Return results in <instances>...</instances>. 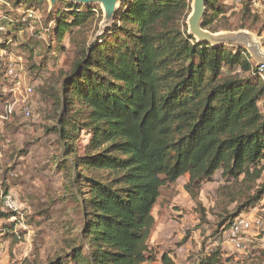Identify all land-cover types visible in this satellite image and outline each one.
Here are the masks:
<instances>
[{"label": "trees", "instance_id": "16d2710c", "mask_svg": "<svg viewBox=\"0 0 264 264\" xmlns=\"http://www.w3.org/2000/svg\"><path fill=\"white\" fill-rule=\"evenodd\" d=\"M191 3L124 2L114 27L92 43L62 82L81 106L90 134L84 154L73 158L65 139L70 132L62 128L60 136L64 159L72 161V183L88 189L82 198L84 244L72 246L67 257L74 264H176L168 251L157 258L150 245L164 186L188 175L185 189L194 196L217 174L234 182L261 177L264 79L243 50L189 34ZM68 5L52 20L58 39L95 15L90 7ZM228 7L209 0L203 27L217 32V17ZM263 193L264 186L247 205ZM219 254L213 249L199 264H224Z\"/></svg>", "mask_w": 264, "mask_h": 264}, {"label": "rangeland", "instance_id": "374dc122", "mask_svg": "<svg viewBox=\"0 0 264 264\" xmlns=\"http://www.w3.org/2000/svg\"><path fill=\"white\" fill-rule=\"evenodd\" d=\"M218 1L229 7L217 17V32L246 30L264 49V0L249 9L248 0ZM29 2L39 7L38 23L33 30L13 28L12 33L18 36V45L13 49L24 58L26 75L34 86L29 98L31 118L20 115V99L5 97L8 82L5 65L0 61V114L6 113L10 104L14 108L12 119L4 122L0 133V264H44L54 258H64L62 264H74L67 257L72 246L84 244L80 234L84 227L82 198L88 189L72 183V161L64 159L66 152L60 136L62 128L70 132L65 139L70 143L68 155L73 158L84 154L90 134L83 128L85 120L78 111L81 106L70 99V89L65 93L62 82L76 63L85 59L92 43L109 33L117 18L113 23L106 22L101 4H78L84 10L90 7L95 15L58 39L52 20L59 18V9L77 3L58 0L50 12L49 0ZM222 26L230 29L223 30ZM223 46L243 50L245 58L257 67V59L245 45ZM260 105L264 111V99ZM59 163L63 168L57 169ZM260 167L263 171L256 181L242 182V177L226 181L217 174L213 181L205 180L194 196L185 189L188 175L164 186L154 208L156 225L150 238L157 258L168 251L176 264H199L211 250L219 249L224 264H264L262 244H247L238 251L222 236L224 224L238 215L239 208L240 214L264 217V193L247 205V199L264 186V160ZM6 193L13 195L19 208V213L10 219L3 215L9 213L2 200ZM82 248L86 253L87 248Z\"/></svg>", "mask_w": 264, "mask_h": 264}, {"label": "built area", "instance_id": "2783aa9c", "mask_svg": "<svg viewBox=\"0 0 264 264\" xmlns=\"http://www.w3.org/2000/svg\"><path fill=\"white\" fill-rule=\"evenodd\" d=\"M240 3L246 0H236ZM260 0H249L251 7H258ZM41 15L39 7L25 0H0V61L5 65V79L8 82L5 97L20 99V115L31 118L32 110L29 98L34 94V86L26 75L24 58L17 55L13 47L17 44V33H12L17 26L34 29ZM14 24V26H13ZM17 30V29H16ZM264 79V65L257 67ZM12 104L7 112L0 114V133L5 121H10L13 115ZM4 207L12 213V218L19 213L17 202L12 194H2ZM222 236L227 245L240 251L247 244L258 242L264 246V217L259 214L247 216L240 214L222 229Z\"/></svg>", "mask_w": 264, "mask_h": 264}, {"label": "water", "instance_id": "95a60500", "mask_svg": "<svg viewBox=\"0 0 264 264\" xmlns=\"http://www.w3.org/2000/svg\"><path fill=\"white\" fill-rule=\"evenodd\" d=\"M30 1V0H25ZM58 0H49V11L51 12L56 2ZM70 2L77 3L79 5H89L93 3H98L102 5V9L104 11V17L106 22H114V19L117 18L118 12L121 9L119 5L126 0H66ZM209 0H192L191 3V12L187 18V25H188V32L191 36L197 39L199 42H208L213 46H223L224 44L234 45L240 44L245 45L248 48L249 53L252 57L257 59V67L264 65V49L261 46L260 42L256 41L253 35L246 30H239V31H219V32H228V33H236V32H246L248 37H251L253 41H255L256 46H248L244 41L237 42L233 39H227L224 42L213 43V41L208 38V33L212 34L214 32L209 31L203 27V21L207 14V2ZM259 50L262 52L260 53Z\"/></svg>", "mask_w": 264, "mask_h": 264}, {"label": "bare ground", "instance_id": "6f19581e", "mask_svg": "<svg viewBox=\"0 0 264 264\" xmlns=\"http://www.w3.org/2000/svg\"><path fill=\"white\" fill-rule=\"evenodd\" d=\"M208 38H210L215 44L219 42H224L225 40L230 38L236 40L237 42L244 41L250 47L256 46L255 41H253L251 37H248L246 32H236V33L214 32L212 34L208 33ZM259 49L260 48L258 46V51L262 53Z\"/></svg>", "mask_w": 264, "mask_h": 264}]
</instances>
